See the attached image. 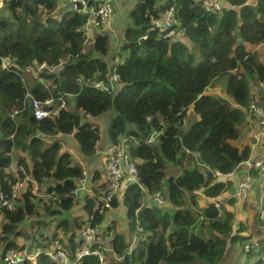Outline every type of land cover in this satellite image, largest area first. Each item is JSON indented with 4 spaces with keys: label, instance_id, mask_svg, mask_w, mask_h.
I'll return each instance as SVG.
<instances>
[{
    "label": "trees",
    "instance_id": "1",
    "mask_svg": "<svg viewBox=\"0 0 264 264\" xmlns=\"http://www.w3.org/2000/svg\"><path fill=\"white\" fill-rule=\"evenodd\" d=\"M89 1L97 5L101 0ZM219 1L226 5L220 12H211L203 0H136L128 11L133 25L123 32L121 50L126 55L119 51L122 61L112 64L109 35L101 29L108 30V23L91 27L87 34L83 26L88 14L71 10L65 0L3 2L0 59L13 60L15 67L6 71L0 64V191L10 197L17 178L6 170L12 161L27 168L28 160L29 173L46 183L58 200L46 206L26 191L15 201L14 210L2 208L0 255L23 251L33 234L42 236L50 222H57L70 246L68 253L74 252L79 247L73 241L77 230L93 214L92 224L101 225L107 237L113 235L118 260L108 264H264V200L255 217L260 230L253 238L244 222L233 228L234 213L212 204L201 207L195 194L223 195L225 184L214 178V172L235 171L237 182L240 176L250 175L257 182L264 178L259 168L238 167L248 158L249 146H233L240 138L238 126L246 119L245 111L249 112L245 108L255 100L249 80L264 82V53L251 50L264 45V0H257L256 6L244 5L246 0ZM170 8L174 26L182 27L181 41L164 39L158 28H151V21ZM43 12H56L60 21L42 26ZM93 29L98 35L92 41ZM88 39L91 45H86ZM112 74L118 77L115 84L122 85L117 89L104 91L90 84L107 83ZM221 78L224 86L217 88L216 80ZM64 95L72 102L66 100L60 108ZM32 100H51L45 107L50 115L36 120ZM110 111L113 116L100 136L99 127L86 116L91 119ZM191 115L197 119L187 127ZM129 124L136 129L127 130ZM46 137L53 142L46 144ZM123 138L130 139L128 151L142 188H127L103 214L93 213V197L73 198L83 166L62 145L73 148L86 169H95L91 175L96 182L100 180L97 141L105 142L104 148ZM94 161L96 166L91 167ZM155 192L161 193L165 205L146 204L145 195ZM82 201L85 205L77 215L71 209ZM120 213L126 228L132 232L140 226L146 235L130 253L128 233L115 228ZM232 243L241 252L234 256L235 263H227ZM244 245H249L247 251ZM34 264L57 263L41 254ZM79 264L99 262L91 255Z\"/></svg>",
    "mask_w": 264,
    "mask_h": 264
},
{
    "label": "built area",
    "instance_id": "2",
    "mask_svg": "<svg viewBox=\"0 0 264 264\" xmlns=\"http://www.w3.org/2000/svg\"><path fill=\"white\" fill-rule=\"evenodd\" d=\"M6 0H0V8L3 6V2ZM69 5L70 9L73 11L81 10L84 14H88V20L83 26L84 31L88 34L91 27H98L103 24H109L114 16L113 1L114 0H101L97 5H92L89 0H65ZM203 6L211 11L218 12L224 7V3L219 0H203ZM166 17V18H165ZM152 29H159L164 39L170 41H181L183 39L182 27L174 26L172 18V8L167 10L164 14H161L158 19L152 21ZM1 68L6 71L13 70L14 62L13 60L3 57L0 59ZM45 64L41 65V67ZM117 75L112 74L108 77V82L94 80L90 84L94 88H101L102 90H109L110 88H115L117 85L115 81L117 80ZM254 101L249 105V109H254ZM51 103V100H45L44 102L38 100H32V112L36 120H42L48 115H50V110L45 107ZM65 106V102L60 98L59 107ZM17 111H15L16 113ZM57 111L53 114H55ZM256 112L258 117L261 118L258 125L253 128L249 134V150L254 149L257 145L259 138L264 136V108L263 110L257 108ZM152 139V138H151ZM46 143H52V139L47 137L44 139ZM150 141V140H149ZM128 140L123 138L118 144H109L102 148L101 143L97 141L96 151L97 157L100 162L98 166V172L100 173V180L93 182L91 175L92 170L85 168V163L81 160L80 155L73 150L70 146L62 145V150L66 153L71 154L76 161L83 166L81 176L76 181V189L73 193L74 200H80L85 195L93 197L95 200L92 212H97L103 214L105 209L111 207V202L113 199L123 195L127 188L137 185L140 188L141 182L139 178V172L134 163L131 161V156L128 151ZM249 152V153H250ZM254 152V151H253ZM249 154V158L245 159L239 164L238 167L246 169L259 168L264 172V156L258 158L257 154ZM10 170L15 174L16 181L12 185L10 197L5 196V194L0 191V210L2 208H7V210L15 209V201L21 196L22 193L28 191L37 201L43 202V204L50 205L54 200H58L57 195L54 191L47 190L46 183H39L33 178L29 171L22 166H10ZM95 170V169H94ZM210 170V169H209ZM235 171L229 172L227 174H220L214 172L213 176L216 180L221 181L226 185V177L228 175L234 176ZM238 191L229 196V198H236L237 204H242L249 200L252 188L251 177L247 175L242 177L237 183ZM196 195L202 196V199H206L204 204H212L216 209H220L225 199L224 195H218L214 197H207L202 195L200 191H195ZM145 202H149L156 206L165 205L166 201L162 197L160 192H155L152 195H145ZM85 203L82 201L80 204H75L71 211H76L80 209L82 212V206ZM85 224L77 230V236L74 238V242L79 245V247L74 251H69V245L67 244V238L64 237L62 230L58 227L57 222L49 223L48 227L42 231V236L39 233H34L33 238L26 242V247L23 251H13L7 250L0 255V264H23L24 262H30L34 264L39 255H44L49 257L53 262L57 264H78L81 259L87 256L95 255L98 258L99 264H108L111 260H118L114 246L112 243L113 235L107 237L101 228V225L92 224L94 220L93 214L87 215L84 218ZM112 222L109 223V228H112ZM117 229V226L115 225ZM140 237H146L140 226L137 227L135 236L128 243V252L135 247L138 239ZM48 239V240H47ZM105 240H108L105 242ZM38 244L42 245V249L36 251H31ZM27 245H31L32 248L29 250ZM68 247V248H67ZM248 245L244 246V250L247 251ZM27 251L28 253H26ZM73 254V255H72ZM110 256V257H108Z\"/></svg>",
    "mask_w": 264,
    "mask_h": 264
},
{
    "label": "rangeland",
    "instance_id": "3",
    "mask_svg": "<svg viewBox=\"0 0 264 264\" xmlns=\"http://www.w3.org/2000/svg\"><path fill=\"white\" fill-rule=\"evenodd\" d=\"M118 1L120 0H114L113 2V9H114V19L113 22H109L108 24V30H106L104 27L101 28L104 30V32H106L109 35V42H110V49H109V57H108V61L110 62V64H112L113 62L117 63V62H121L122 59H119L123 56L126 55V52H123L121 50V46L123 43V32L126 28L131 27L133 24L130 22V17L129 14H127L126 12V7L123 11H120V7L117 5ZM135 2H133V4L130 5H135ZM6 13V12H4ZM8 15V13H7ZM166 18V17H165ZM39 21L42 24V26H54L56 25L59 21H60V17H58L56 15V12H51V14H46V13H42L40 14L39 17ZM49 21V22H47ZM112 23H114V26H116L117 28H121V30L117 33L113 32V25ZM98 30L97 29H93L91 36H92V41L93 39L98 35ZM109 31V32H108ZM91 41V39H88V42L86 43V45H91V43H89ZM264 49V45L261 44L259 47H257V50L261 53V50ZM121 51L122 55H117V53ZM194 52V51H193ZM106 59V58H105ZM114 60V61H112ZM249 85L251 88L250 91V96L251 98H256V101H254L255 105H254V109L250 110L249 107H246L245 110H249L248 114H245L248 116V118H246V120L249 123V125L246 122H243L242 124H240L238 126L239 132H240V139L234 141L233 146L238 147V144L241 145L243 142L247 143L248 142V135L250 133L249 129L253 128L254 126L256 127V125H258V122H260L261 118L258 117V113L256 112V109L259 108L261 110H263L264 108V82L259 83L256 80H249ZM215 86L217 88H221L224 86V80L223 79H218L216 80ZM101 89V88H99ZM102 90V89H101ZM223 90V89H222ZM71 97H68L67 95H64V97L62 98L63 102H66V100L70 101V103L72 102V99H70ZM70 109H73V106H71L70 104ZM113 112H107L105 114H103L102 116L106 117L101 118L102 116L99 117H95V118H91L89 116H86V118L88 119L89 122L93 123L94 125H97L99 127L100 130V136H104L105 135V131L107 130L110 118L113 116L112 114ZM197 119V116L195 115H191V121L190 123L187 125V127L190 126V124ZM186 127V128H187ZM131 129H136V126L134 124H129L127 126V130H131ZM249 143V142H248ZM48 144V143H46ZM254 151V152H253ZM251 152H253L252 154H257V153H264V136H262L261 138H259L257 145L254 146V149L251 150ZM250 152V153H251ZM249 153V154H250ZM249 158V157H248ZM169 166V164H168ZM239 166V165H238ZM88 168L90 169V165L88 166ZM245 177V176H244ZM241 176L238 178V181L241 180ZM226 191L223 193V195L225 196V199L223 200V203L221 205V208L223 207L224 209L229 210L230 212L234 213V221L233 222V228H235L237 226L238 222H244L248 229L247 232L250 233L253 238L257 237L256 236V232H259V227H257V223L255 221V217H256V212H261L260 209V204L261 201L264 200V187L257 189V187H259V185L264 182V178L261 177L262 181L257 182L255 181L252 177H251V190L249 192H251L250 197L252 196L250 202H248L249 200H247L246 202L242 203V204H237L236 198H229V196H231L234 191L236 190V192L238 191V185H237V179L235 178V174L232 177L231 175H228L226 178ZM202 200V202H200L202 205L206 203V199H202V196L199 197L198 200V204L199 201ZM232 202V204H231ZM124 206L120 205V210H124ZM76 213L77 215L80 213V209H76ZM73 215L75 213H72ZM112 214H115V211H112ZM121 214V213H120ZM122 216L120 217V220L123 219V213L121 214ZM261 219H262V215H260ZM125 219V218H124ZM2 222V216L0 217V224ZM54 224V223H53ZM120 225V221L116 220V226L118 227ZM124 232L128 233L129 238L132 239L135 234L136 231H130L128 228L124 227ZM122 231V230H121ZM234 245L229 244L228 246V250H227V257H226V262H233L235 263L237 261V257L236 256L238 253H240V247L237 246L236 243H232ZM245 246V245H244ZM249 246V245H248Z\"/></svg>",
    "mask_w": 264,
    "mask_h": 264
},
{
    "label": "crops",
    "instance_id": "4",
    "mask_svg": "<svg viewBox=\"0 0 264 264\" xmlns=\"http://www.w3.org/2000/svg\"><path fill=\"white\" fill-rule=\"evenodd\" d=\"M136 0H120V1H118V6L120 7V11H123L124 9H125V7H126V12H127V14H128V11L129 10H131L132 8H133V6L132 5H130V4H133V2H135ZM122 28V27H121ZM113 32L114 33H118L119 32V30H117L114 26H113ZM256 50L257 48L256 47H252V49L251 50ZM262 53H264V49H262L261 50V54ZM222 79V78H221ZM246 118H248V116H246ZM244 122H246L248 125H249V123L250 122H248L246 119L244 120ZM253 128H255V126L253 127ZM253 128H251V129H249V131L251 132V130L253 129ZM250 134V133H249ZM240 139V138H239ZM238 139V140H239ZM248 142H249V135H248ZM248 142L247 143H245V142H243L241 145H239L238 144V147H242L243 145H248ZM234 143V142H233ZM106 145V143L105 142H102L101 143V146L103 147V146H105ZM257 155H263L264 156V153H257ZM93 166H96V161H94L93 162V164L91 165V167H93ZM91 170H94V169H91ZM264 187V182H262L260 185H259V187H257V189H260V188H263ZM252 197V196H251ZM251 197H250V200H251ZM250 200L248 201V202H250ZM200 202H202V200H200L199 201V206H204V204L202 205ZM146 204L147 205H150V203L149 202H146ZM117 214V213H116ZM118 215V214H117ZM122 215H120V216H116V219L117 220H119V221H121V223H120V225L117 227V230H119V232H124V227H125V225H126V222H125V216L123 217V219H121L120 220V217H121ZM116 230V231H117ZM122 230V231H121ZM130 238H129V240H128V243L130 242ZM108 240H105V242H107ZM231 245H234V244H231ZM108 257H110V256H108ZM117 261V260H116ZM115 262V261H114Z\"/></svg>",
    "mask_w": 264,
    "mask_h": 264
},
{
    "label": "clouds",
    "instance_id": "5",
    "mask_svg": "<svg viewBox=\"0 0 264 264\" xmlns=\"http://www.w3.org/2000/svg\"><path fill=\"white\" fill-rule=\"evenodd\" d=\"M224 3V2H223ZM226 4L224 3V6H225ZM244 5H249V6H256L257 5V0H246L245 1V3H244ZM239 7H241V6H233V5H231L230 6V8H234V9H239ZM221 11V10H220ZM220 11H218V12H220ZM151 24H152V21H151ZM152 26H153V24H152ZM183 40V39H182ZM39 68V67H38ZM119 86H122V85H117V87H116V89L119 87ZM96 89H98V88H96ZM104 91H106V90H104ZM128 141L130 140L129 138H126ZM147 142H150L149 140L147 141ZM46 143V142H45ZM48 144H51V143H48ZM11 165H14V166H21V165H19V163H17L16 161H12L11 162V164H10V166ZM10 166L7 168V170H6V172L7 173H13L11 170H10ZM23 167V166H22ZM30 167H31V164H30V162L27 160V170L29 171L30 170ZM25 168V167H24ZM14 174V173H13ZM15 175V174H14ZM250 177H252V176H250ZM258 182H260V180L258 181ZM150 205H151V203H150ZM79 264V263H78Z\"/></svg>",
    "mask_w": 264,
    "mask_h": 264
},
{
    "label": "water",
    "instance_id": "6",
    "mask_svg": "<svg viewBox=\"0 0 264 264\" xmlns=\"http://www.w3.org/2000/svg\"><path fill=\"white\" fill-rule=\"evenodd\" d=\"M34 65H35L36 68H38V64L35 63Z\"/></svg>",
    "mask_w": 264,
    "mask_h": 264
}]
</instances>
